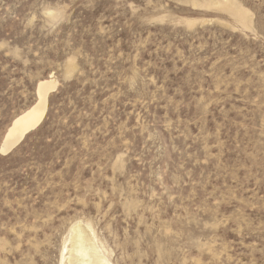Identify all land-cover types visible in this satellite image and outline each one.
Listing matches in <instances>:
<instances>
[{
    "label": "rangeland",
    "instance_id": "rangeland-1",
    "mask_svg": "<svg viewBox=\"0 0 264 264\" xmlns=\"http://www.w3.org/2000/svg\"><path fill=\"white\" fill-rule=\"evenodd\" d=\"M50 79L0 264H264V0H0V150Z\"/></svg>",
    "mask_w": 264,
    "mask_h": 264
},
{
    "label": "bare ground",
    "instance_id": "bare-ground-1",
    "mask_svg": "<svg viewBox=\"0 0 264 264\" xmlns=\"http://www.w3.org/2000/svg\"><path fill=\"white\" fill-rule=\"evenodd\" d=\"M56 86L57 82L53 79L39 83L36 103L13 121L0 150L2 153L16 148L28 133L41 125L47 113L48 96ZM71 243L68 264H108L106 258L80 227L74 228Z\"/></svg>",
    "mask_w": 264,
    "mask_h": 264
}]
</instances>
